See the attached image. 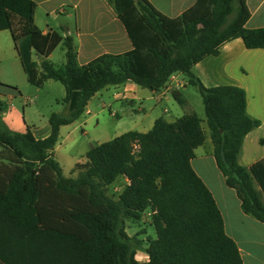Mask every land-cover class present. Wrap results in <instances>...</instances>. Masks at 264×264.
I'll return each instance as SVG.
<instances>
[{
  "label": "trees",
  "instance_id": "16d2710c",
  "mask_svg": "<svg viewBox=\"0 0 264 264\" xmlns=\"http://www.w3.org/2000/svg\"><path fill=\"white\" fill-rule=\"evenodd\" d=\"M106 1L132 49L79 65L71 38L43 35L35 25L33 1L0 0V31L10 32L27 82L37 88L48 80L60 83L68 110L50 115L44 139L0 124V264H242L211 192L190 165L205 140L195 114L172 123L157 119L146 133L130 131L94 145L74 166L75 178L63 175L53 149L59 128L76 121L105 87L132 82L156 92L173 74H183L200 94L225 185L245 215L264 223V160L239 164L244 137L259 126L246 113L245 92L205 88L191 71L237 38L248 50H264V28L245 27L246 0H197L176 18L146 0ZM60 43L65 60L55 66L48 57ZM4 106L0 101V114ZM121 176L129 184L116 199L109 197L106 188ZM146 211L156 237L145 249L148 260L138 262L124 221H138Z\"/></svg>",
  "mask_w": 264,
  "mask_h": 264
},
{
  "label": "crops",
  "instance_id": "0c3cea01",
  "mask_svg": "<svg viewBox=\"0 0 264 264\" xmlns=\"http://www.w3.org/2000/svg\"><path fill=\"white\" fill-rule=\"evenodd\" d=\"M31 1L36 4L35 25L43 35L57 33L63 38H71L79 65L87 64L101 55L123 54L132 49V44L123 25L106 0ZM146 1L160 14L176 18L191 8L197 0ZM246 7L249 18L245 27L247 29L264 28V0H246ZM58 48L63 53V57L60 59L61 64L58 65L61 66L65 60L63 44L60 43L56 49ZM56 49L48 57L50 62L53 60ZM32 60L39 61V56L34 51H32ZM8 68L15 74L20 71L24 74L12 36L9 31L4 30L0 31V85L11 87L14 86V82L7 72ZM191 71L205 88L235 86L244 90L246 113L250 118L258 121L259 126L244 137L239 164L247 168L264 160V50H248L244 47L242 40L237 38L224 43L220 46L218 55L204 58L194 65ZM53 83L56 82L48 80L43 86H52L48 84ZM187 85V77L176 73L169 78L164 87L156 92L141 88L132 82H126L119 86H108L90 99L84 113L76 121L84 114H92L89 106L94 98H101V108L107 106L111 110L112 105L106 104V101L102 99V93L105 92L110 93V100L121 106L127 116L126 119H122L117 112L111 114L117 119L119 128L124 129L123 133L118 136L130 131L146 133L152 128L155 120L163 119L161 114H167L168 109H162L163 106L172 105L173 101L181 106L186 105L180 90L185 89ZM5 91L0 87V101L8 108L7 112L3 110L0 117L9 130L15 133H25L29 129L35 139L46 138L50 132L49 124L43 128H34V126L31 128L23 118L26 111L23 109L19 112L12 105V96L6 94ZM62 92L61 99L63 100L65 97L64 88ZM174 93L179 96V100L174 98ZM135 106L137 108L133 109ZM67 112L66 109V114ZM9 115L11 117L14 115L16 120L9 119ZM163 120L167 123L175 121ZM76 121L59 128L58 140L64 133H66V138L69 137L71 131L76 128L74 127ZM202 129L205 140L194 151V158L190 161V165L211 192L222 216L224 232L235 243L242 264H264V223L242 212L236 192L225 185L224 178L215 164L213 146L207 127H202ZM58 140L53 149L54 158L59 146ZM92 147L90 146L88 150ZM201 148H203L204 154L197 159L195 155ZM85 153L83 156H79V160L66 158L65 163L57 161L65 177L76 174L73 172L74 166L85 161ZM118 182L122 184L123 188L129 184L128 180L121 176L110 186L112 187ZM254 186L256 190L259 189L257 185ZM262 200H264V196H262ZM142 254V252H137L135 260L138 261L137 256ZM143 255L146 256L144 260L146 262L148 260L146 252Z\"/></svg>",
  "mask_w": 264,
  "mask_h": 264
},
{
  "label": "rangeland",
  "instance_id": "374dc122",
  "mask_svg": "<svg viewBox=\"0 0 264 264\" xmlns=\"http://www.w3.org/2000/svg\"><path fill=\"white\" fill-rule=\"evenodd\" d=\"M62 57L63 53L61 50L59 48L56 49L53 60L51 61L52 64L55 66L61 64L60 59ZM7 72L11 76L15 87L10 86L16 88L17 91L9 92L6 90L5 93L12 96V105L17 108L19 112L23 109L26 111L23 118L30 124L31 128H33L32 126H34V128H43L47 126L51 114H66L67 106L61 99L63 86L60 83L56 82L48 84L52 86L37 88L27 82L26 76L21 71L15 74L8 68ZM180 93L182 98L186 101V105L181 106L173 101L172 105L169 104L162 107V109L165 108L168 109V111L167 114H161V117L166 121H172L183 115L195 114L198 119L201 120L202 127H206L204 106L198 89L195 86L187 85L185 89L180 90ZM100 99L101 98H94L91 100L89 109L91 108L92 114H84L76 121L74 126L76 128L71 131L69 137L66 138V133L62 134V137L57 143L59 146L55 152L56 161L65 163L64 160L66 158H75L79 160V156H83L90 146L110 141L123 133L124 129L119 128L117 119L111 116L112 113L117 112L118 116H121L122 119H126L127 116L122 107L110 100V93L103 92L102 99L106 101V104L110 103L112 105L111 110H109L107 106L101 108ZM135 108L137 107H133V109ZM7 109L5 104L4 112H7ZM10 115L9 119L14 120V115L13 117ZM0 124L9 130L1 117ZM203 151V148H201L196 153L195 156L197 159L202 157L204 154ZM76 176L77 174H74L70 177L75 178ZM122 188V184L118 182L112 187H107L106 193L109 197L116 199L117 195L121 193ZM124 231L127 237L131 239V244L136 248L135 252H142L144 254L149 240H154L156 237L151 224V212H144L138 221L125 220ZM143 254L137 256L139 262H144L146 256Z\"/></svg>",
  "mask_w": 264,
  "mask_h": 264
},
{
  "label": "built area",
  "instance_id": "2783aa9c",
  "mask_svg": "<svg viewBox=\"0 0 264 264\" xmlns=\"http://www.w3.org/2000/svg\"><path fill=\"white\" fill-rule=\"evenodd\" d=\"M138 150V146L136 144L133 145V153H136Z\"/></svg>",
  "mask_w": 264,
  "mask_h": 264
}]
</instances>
